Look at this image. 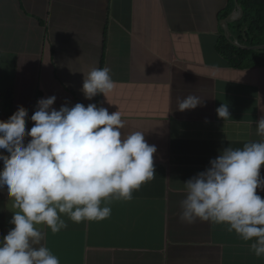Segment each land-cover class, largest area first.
I'll return each instance as SVG.
<instances>
[{"label":"crops","instance_id":"1","mask_svg":"<svg viewBox=\"0 0 264 264\" xmlns=\"http://www.w3.org/2000/svg\"><path fill=\"white\" fill-rule=\"evenodd\" d=\"M18 1H0V90L13 85L17 66L28 65L29 86L19 82L15 99L16 111L23 106L28 112L26 123L31 122L29 111L38 95L35 74L41 69L42 55L57 54L56 65L64 62L70 70L67 79L75 80L77 92L84 79L79 71L110 68L115 88L107 98L101 95L100 106L109 113L120 112L124 135L141 131L157 149L156 180L134 191L131 201L113 202L110 218L77 224L65 217L68 227L60 233L43 229L49 236L48 248L60 257V264H264V258L250 250V241L243 245L222 228L199 220L181 223L184 196L171 206L169 199L152 195L169 180L183 193V182L210 166L222 131H248L255 136L256 117L228 128L210 123L217 97L251 88L264 101V70L259 84L251 70L256 66L240 72L225 69L208 45L216 42L218 18L228 2ZM231 17L239 21L242 15L235 12ZM46 35L51 36L50 44H45ZM60 36L64 42L57 41ZM61 53L67 55L64 60ZM189 94L199 96L201 105L179 111L176 97ZM80 97L86 99L82 92ZM95 98L89 101L94 103ZM258 194L264 198V191L258 189ZM2 202L0 237L11 229L4 226L14 210L11 200L0 195ZM180 228L182 235L177 236ZM184 245L197 248L195 257Z\"/></svg>","mask_w":264,"mask_h":264},{"label":"clouds","instance_id":"2","mask_svg":"<svg viewBox=\"0 0 264 264\" xmlns=\"http://www.w3.org/2000/svg\"><path fill=\"white\" fill-rule=\"evenodd\" d=\"M221 1L228 2L229 6V0ZM228 6L218 18L220 31L216 42L208 45L213 55L223 61L221 65L225 69L240 72L256 66L251 70L260 84L263 58L239 70L229 67L223 57L214 53L222 37L228 41L223 29L226 21L232 22L229 25L231 47L244 52L264 51L263 35L257 43L256 36H251L257 47H243L235 40L230 26L244 16L235 22L231 15L243 8L235 0L230 16L221 19ZM49 37L46 35L45 44H50ZM101 67L79 71L84 79L78 83V92L76 88L70 91V98L59 110L54 107L55 95L39 99L30 117L34 122L30 130L26 127L29 118L26 108L20 106L16 111L15 101L19 82L29 86L28 65L17 66L13 85L0 90V195L11 200L14 209L4 226L11 229L0 237V264H60V257L48 248L49 236L44 228L52 234L60 233L68 227L65 217L77 224L101 222L110 218L113 202L131 201L134 191L156 180L154 154L157 149L147 143L144 133L124 135L125 121L119 111L109 113L103 106L95 103L85 106L82 102L81 92L92 100L100 94L107 98L114 90L111 69ZM38 73L39 70L36 78ZM250 89L217 97L210 112V123L218 128L239 125L241 122L236 118L245 110L243 102L255 101L245 117L257 118L255 136L251 133L248 142L234 144L220 133L210 166L183 182V193L169 180L166 185L160 184L152 195L169 199L171 206L174 199L184 196L180 201L181 223L190 225L199 220L222 228L243 245L250 241L253 254L264 258V198L258 194V189L264 191L261 175L264 173V101L263 96ZM36 94L39 98L40 93ZM224 98L226 101H222ZM201 103L200 97L193 94L176 97L181 112L193 110ZM26 137L31 138L27 143ZM2 206L3 202L0 210ZM184 249L195 257V246L184 245Z\"/></svg>","mask_w":264,"mask_h":264},{"label":"trees","instance_id":"3","mask_svg":"<svg viewBox=\"0 0 264 264\" xmlns=\"http://www.w3.org/2000/svg\"><path fill=\"white\" fill-rule=\"evenodd\" d=\"M238 5L243 8L244 17L239 22L230 26V32L235 40L243 47H257L252 41L251 36H256V43L261 35L264 36V0H238ZM234 8L235 0H229V6L221 16V19L228 18ZM214 53L223 57L229 67L239 70L246 68L244 64H248L253 60H257L258 58L264 59V51H239L226 43L224 37L221 38L220 45H218V48L215 49ZM248 96L251 99V95L249 94ZM82 99V102L84 103L85 99ZM100 100L101 94L96 96L94 103L97 104V106H100ZM254 104L255 101H244L243 106L245 107V110L241 112L242 114L240 117L236 118V121L241 123L247 122L245 117L249 110L252 111L251 107H253ZM252 120L255 119L252 118Z\"/></svg>","mask_w":264,"mask_h":264},{"label":"rangeland","instance_id":"4","mask_svg":"<svg viewBox=\"0 0 264 264\" xmlns=\"http://www.w3.org/2000/svg\"><path fill=\"white\" fill-rule=\"evenodd\" d=\"M263 16V15H262ZM48 41L51 40V36L47 39ZM58 42H64L65 39L63 36H60L57 39ZM226 43L230 44L229 41H226ZM61 58L64 60L66 58L65 53L60 54ZM56 57L57 54H43L42 55V65L41 69L38 73V76L36 78V92L40 93V97L36 98L35 105L33 110L29 111L30 116L35 112L37 102L41 98H47L50 96L55 95L57 97V100L54 104V107L59 110V108L62 105H65L67 103V100L70 98V91H75L76 82H74V79H67V77L70 75V70L66 69L64 66V62L59 61V65H56ZM50 60L53 62H50ZM250 61V60H247ZM249 64H244V66H247ZM13 72L12 70L9 71V76H12ZM259 89V87H257ZM8 92H5V95H7ZM91 101L88 99L84 100V105L87 106L90 104ZM72 105H75V102H72ZM255 119V117H253ZM34 122H27L26 127L27 130H30L33 126ZM245 129V128H242ZM221 134H225L228 139L231 141H241V140H248L251 139V134L248 131H242L240 133L233 132V131H222ZM219 138V136H218ZM31 139L30 137H26L25 142ZM4 195L8 196L7 191H4ZM183 232V229H177L176 235L181 236Z\"/></svg>","mask_w":264,"mask_h":264},{"label":"water","instance_id":"5","mask_svg":"<svg viewBox=\"0 0 264 264\" xmlns=\"http://www.w3.org/2000/svg\"><path fill=\"white\" fill-rule=\"evenodd\" d=\"M239 12L240 14L242 15V17L244 16V13H243V10L242 9H239ZM236 22V21H235ZM232 22L231 21H226L223 23V29H224V32H225V36L227 37V40L231 43V40H230V35H229V25L231 24ZM236 47H238L237 45H235ZM255 48H253L254 50Z\"/></svg>","mask_w":264,"mask_h":264}]
</instances>
